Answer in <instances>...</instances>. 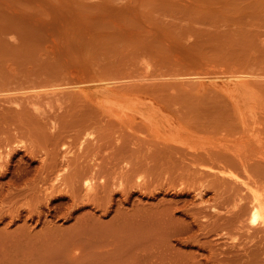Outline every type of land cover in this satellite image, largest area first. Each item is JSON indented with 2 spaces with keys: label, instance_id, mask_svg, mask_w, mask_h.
Masks as SVG:
<instances>
[{
  "label": "rangeland",
  "instance_id": "374dc122",
  "mask_svg": "<svg viewBox=\"0 0 264 264\" xmlns=\"http://www.w3.org/2000/svg\"><path fill=\"white\" fill-rule=\"evenodd\" d=\"M0 51V110L7 113V108H15L19 113L28 114L40 123L38 130L43 128L48 135L54 134L51 127L56 123V132L62 133L57 143L58 158L67 160L66 164L60 162L57 170L47 176L40 169L52 146L45 145L44 141L37 143L25 133L13 134L14 126L0 124V139L10 133L11 146L26 147L22 148V153L36 148L38 155L33 165L37 172L27 182L14 186L11 197L4 198L7 191L0 195V213L5 215L0 222V233H4L2 236L5 232L13 233L12 237L7 236L13 240L0 244V264H148L150 254L147 252H151V246L149 242H142V237L148 234L143 235L137 228L138 234L134 227H129L134 221L128 219V215L132 217L134 210L143 204L153 206L159 200L168 204L187 200L190 205L186 211L194 213L191 209L200 202L195 197L196 192L204 188L207 204L200 221L211 224L218 220L224 225L216 232H211L210 226L203 227L204 234L189 246L171 243V247H175L173 250L178 252L173 251L176 253H172L176 255L173 260L176 264L183 263V256L188 257L190 264L243 263L244 234L252 232L248 229L254 226L245 228L230 218L239 205L247 203V211L252 209L250 202L254 192L264 198V0H0ZM226 123L230 128L223 127ZM227 131H231L228 138ZM86 133L92 134L86 136L85 145L89 149L101 147L95 164L104 172L101 178L114 191L111 211L89 205L73 206L69 197L61 200L52 196L53 190L71 189L73 164L82 153L80 143ZM74 135L79 137L72 143ZM201 136L207 141L234 139L229 145L234 144L232 147L236 146L240 154L249 159L244 164L234 160L195 164L189 153L195 149L197 152L204 150L199 148L206 146L207 141ZM162 137L183 142L188 138L186 146L190 143L195 146L186 148L184 145L185 149L173 152L176 158L179 156L176 162L172 152H169L172 161L165 155L166 160L174 163L165 171L160 168L154 171L156 180L146 170L137 172L134 177L137 179L131 184L142 181L143 188L132 189L136 192H132L129 202L125 201L123 192L132 186L126 184L125 178L137 168L135 163L131 164L136 155L130 154H137L136 162L140 161L138 155L146 160L145 156L158 153L156 148H161L162 144L156 147L155 142ZM194 137L201 139L203 144L192 139ZM63 142L72 144H69L70 153L61 149ZM123 144L129 148L127 155L132 157L128 156V161L115 160L114 154ZM209 145L207 149L215 148ZM207 149V153L216 152ZM7 152L5 146L0 148V165L6 163ZM227 153L232 157L231 152ZM21 155L15 157L13 171L25 165L19 162ZM52 157L49 154L48 162ZM163 157L157 156L161 160ZM14 178L11 174L1 181L12 182ZM156 183L163 184L164 192ZM102 185L98 181L96 189L103 190ZM190 186L196 191L180 195L182 188ZM16 190L25 192L19 194ZM151 191H156L153 196ZM227 191L229 200L222 203L221 195ZM11 212H14L13 218ZM122 213L129 221L125 226L135 232L126 230L122 224L125 219L121 218L119 224L124 234L116 232L119 228L114 229L119 236H124L118 239L113 231L109 232H113L115 241L119 240L117 244L106 245L108 241L101 244L108 237L112 239L109 233L107 239L99 240L101 243L84 242L85 247L82 244L84 235L78 240L80 234L90 235L89 231L81 230L84 227L80 225L85 223L81 217L93 227L104 228V231L99 229L104 233L107 224L112 228L109 224L117 222L114 218ZM184 214L179 211L175 218L184 217L182 221L186 219ZM247 217L248 214L243 218L245 224H248ZM93 218L98 223L95 221V224ZM117 223L116 226L121 227ZM99 224L101 226H95ZM76 225L82 233L77 232L78 227L73 231ZM146 225L154 227L148 222L142 230L147 229ZM96 228L90 229L91 236L97 235ZM57 229L59 234L55 232ZM195 230L201 232L198 228ZM17 231L23 234V239L29 235L33 240L37 239L34 233L43 231L37 236L42 245L47 243L41 238L45 232L56 233L62 237L52 236L53 240L61 239L64 245L54 241L60 244V250L65 247L64 252L68 251L65 254L63 250L54 249L57 244L54 247L44 245L47 248L43 246L38 250L40 240H36L37 243L28 239L32 241L29 245H37L32 246L35 250L31 248L35 251L32 258L29 255L33 253L27 249L30 247L23 242L27 240L14 235ZM69 232L76 237V243L72 244L74 239L69 237ZM47 233L44 237L50 238ZM105 234L99 233L103 238ZM17 235L22 238L21 234ZM14 239L20 243L17 245ZM239 243L241 246L237 248ZM67 244L70 245L68 249ZM42 249L48 254L41 252ZM52 250L57 257L43 255L52 254L49 253ZM139 250L142 254L136 259L143 253L147 255L135 261L136 253H141ZM177 254L181 261L176 258Z\"/></svg>",
  "mask_w": 264,
  "mask_h": 264
},
{
  "label": "bare ground",
  "instance_id": "6f19581e",
  "mask_svg": "<svg viewBox=\"0 0 264 264\" xmlns=\"http://www.w3.org/2000/svg\"><path fill=\"white\" fill-rule=\"evenodd\" d=\"M17 58H19V57H17ZM17 106H19V104H17ZM158 109H160V108H158ZM88 120H89V118H88ZM0 124H5V125L10 126V127L11 126H14L12 128L13 134L22 135L23 133H25V134H27L26 135L27 138L34 139V141H36L37 143H39L41 141H44V144L45 145L52 146V150L49 151V152H47V158L48 159H46V160L43 161L44 164L41 166V169H40L41 172H43L47 176H49L50 174L54 173L57 170V166L59 167L60 162H63V164H66L67 163V160H63V159L62 160H59V158H58L59 152H58V149H57V143L59 141H61L62 136L60 134H62V133L60 132V134H59L58 132H56V123H52V127H51L52 133L54 131V134L48 135L44 131L43 128L41 130H38V129H40V123L38 122V120H35L31 116L29 117L28 114H23V113L17 112L15 108H7V113H4L2 110H0ZM227 126L228 125L226 123L225 126H223V127L225 129L230 128L229 126L228 127ZM61 130L62 131L64 130L63 127L61 128ZM233 130H235V127H234V129H232V131ZM236 132H238L237 129H236L235 133ZM230 133H231V131H227V135L230 134ZM6 134H7L6 137L0 139V148H2V147L5 146L7 148V150H8L7 154L5 155L6 156L5 157L6 158V163L0 165V195H3V193H5L4 191L9 192L6 195H4V198L5 199L11 197V195L13 194V190L15 189L14 186H19L18 185L19 183L27 182L28 179H29V177L35 171L37 172V170L33 167V165L36 163L37 157H38V155H37V149L36 148L35 149H30V150L27 149L25 151V153H22V151H23L22 148H26V147L19 146V145L11 146L13 144L12 143V139H11V134L10 133L9 134L6 133ZM172 134H173V132H172ZM194 134L200 135L199 133L198 134L197 133H194ZM206 134H208V133H206ZM86 136H88V137L90 136L91 137L92 134L91 133H86L84 135L81 143H80V149L82 150V153L78 156V160H76L75 163L73 164V166H74V172H73L72 177H71V180H70L71 189H68V190L67 189L53 190L52 191V194H53L52 196L58 197V199H61V200H64L66 197H69L72 200L73 206H79V205H81V206L82 205H84V206L86 205L87 206V205H89V206H94L95 209L96 208L97 209L99 208V209H103V210H106V211H111V208L113 207V202H114V200L112 199V197H113L112 196L113 195L112 193H114V191H113V189H110L108 187V182L105 179L101 178V176H103L104 172H102L99 168H97V166L95 164V160H96L97 154L100 151L101 147L99 146L97 148H92V149L90 148L89 149V147L85 145V142L87 141ZM78 137L79 136L74 135L73 136V140H72L73 142L72 143H75L77 141ZM184 137H186V136H184ZM199 137H197V138H199ZM228 137H229V135L226 138H228ZM162 138H160V139L158 138L160 140L159 145H158V141L159 140H157L155 143H157L156 147L161 146L160 143L162 144L161 148H156V150L159 149V151H161L160 149H162L161 152H162V154H164V157H163V155L159 151H158V153L157 152L156 153L154 152V153H151V155L145 156V157H147L146 158L147 161L146 160H143L141 158L142 156L138 155L139 156L138 158L140 159L141 163H138L140 161H138V162L135 161L136 158H137V154H135V152H133L134 150H132V152L134 154H130V155H132V156L136 155V156H134V157H136L135 159H133L132 156L127 155V151H129V148H126L125 147L126 145L123 144L124 146L121 145L122 147L119 146L117 148V150H116V152L114 154V159L115 160H123V159H126V158L129 159L128 156H130V157H132V161H133V162H131V164L133 165V163H135V165H137L136 166L137 168H135V169L132 170V173L130 174L131 176L127 175L128 177L125 178L126 184L127 185H132L131 187H129L130 190L128 189L127 191L123 192V194L126 197V198H124L125 201L129 202L131 200V196H132V192H133L132 189L133 190L134 189L135 190H138V188H140V190H142V188H143L142 181L141 182L136 181L137 183L135 182V185L133 184L134 181L137 179V177L134 178L135 175L137 174V172H139L140 170H146L148 172V174L151 175L152 179L153 180H156V178L154 179V177L156 175V173L154 175V171H156L159 168L161 169V170L159 169L160 171H165V170H167V167L170 164L176 162L175 161L176 159L179 160V156H178V158H176L175 155H174V153L175 152L177 153L179 150H183V148L187 144V141L185 143V140H188V138H187L183 142V141H180V140H177V139L175 140V139H170V138H166V139L163 138L165 140L164 141V140H162ZM201 138H203L204 141H205V139L207 141V138H205L203 136H201ZM220 138H222V137H220ZM180 139L183 140L184 138L183 139L180 138ZM192 139L198 140L197 141L198 143L200 142L201 144H203L201 139H195V137L192 138ZM190 140L191 139L189 138V141ZM230 140L229 139H225V138L223 139V141L222 140L216 141V139L215 140H211V141L208 140L209 142L207 141L206 146L209 145V144L210 145L212 144L215 147L214 149H212V147H211V149H207V147L205 145L204 146H201L200 145L201 148H199V149H204L205 151L202 150L204 153L202 151L201 152H197L198 149H195L194 152L189 153L190 154L189 156L191 157V160H192L193 163L199 164V165H203V163H206L207 161L214 162V163H217V164H221V163H225V162L227 163V162H229L231 160L237 161V162H239L241 164H244L245 162H247V160L249 159L248 156H245V155L242 156L240 154L239 149H237L236 146H234V147L237 150H235V148L232 147V145H234V144H232V145L230 144L231 145L230 146L229 143L232 142V141H234V139H232V141H230ZM163 141L165 142V144L163 143ZM190 142H192V140ZM194 142H192V143L194 144ZM234 142H232V143H234ZM236 143L240 145V143H238V142H236ZM236 143H235V145H237ZM69 144L70 143H67L66 144V142H63L61 144V149L62 150H65L66 151V154L70 153V151H71V150L68 151L70 145H72V144H70V145ZM163 144H164V147H163ZM188 145L186 146V148L187 147L188 148H193V146H195V145H192L191 143H190V146H188ZM210 145L208 147H210ZM206 149L207 150H212V151L213 150H216V152L213 151V152H210V153L208 152L207 153ZM139 150L136 149L135 151H139ZM139 152H141V150ZM166 152H167V154H169V152H172V154L171 153L170 154L171 155H174V157H175L174 162H172V163L170 162V160L171 161L173 160V159H170V158H172V156L170 154L167 155ZM227 152H231L232 155L231 154L230 155L232 157H229V154ZM21 153H22V155H21ZM128 153H131V152H128ZM159 153H160V155H159ZM49 154H52L53 155V157H52L53 160H51L50 162H48V160L50 159L49 158ZM17 155H21V157L19 159V162L20 163L23 162L25 165H21L19 167V169H16V170L13 171L12 170V164L14 163V159H15V157ZM165 155L168 156V157L170 156L168 158L170 160H168V159L166 160L167 157H165ZM157 156L158 157H160V156L163 157L164 158V159H162L163 162H162V160L160 158H157ZM145 157H143V158H145ZM64 158H66V155H64ZM88 158H90V160L89 161H86V159H88ZM158 159H160L161 162ZM166 161H168L169 163H166ZM165 167H166V169H165ZM41 172H38V175H41L42 174ZM11 174L13 175V178L15 177L12 182H9V181L3 182V181H1L3 178L8 177ZM132 180H134V181H132ZM141 180H142V178H141ZM98 181H100V183L103 184L101 186V188H103V190H101V191H98L96 189ZM171 181H169V182L171 183ZM131 182H133V183L131 184ZM150 185L151 184H148L147 186H150ZM157 185H159V187ZM157 185L156 186L158 187V189L161 190V192H164L163 190L165 188L163 189V186H162L163 184L162 185L161 184H157ZM172 185L175 186V183L174 184L172 183ZM120 186H122V185H120ZM153 187H155V185ZM170 188H172V187H170ZM155 189H157V188L155 187ZM185 190H188V191H185ZM83 191L85 192L84 194H83ZM166 191H168V189ZM189 191L190 192L191 191L192 192H195L196 191V188H192L191 186L189 188L184 187V188L181 189L180 195L186 196L188 194L187 192H189ZM205 191H206V189L204 188V189H201L198 192H196V196L195 197L200 202L198 203V205L195 204L196 206H194V208L191 209V210L194 211V213L191 210L190 211L192 213L186 211V209L189 208V205H190L189 204V201H187V200L176 201V202H169V204L167 202H164L163 200H159L158 203H155L153 206L151 204L148 205V206H146L147 208L144 206L145 204H143V207L141 206V208L139 207L137 210H134V212L132 214V217H130L131 215H128V219L129 218H132V220L134 221V223H133V221L130 219L131 220V223H133V224L129 225V227L130 226H132L131 228L134 227L135 231L138 234H140V231H137V228L140 229L141 231H143V232H141V233H143V235L144 234H148V235L142 237L143 241L141 240L142 242H146V243L149 242L150 244L149 243L148 244H149V246H151L150 247L151 252L150 251L147 252V253L150 254V255H148L149 257L147 259V260H149V263L148 264H173V261H175V259L173 260V258H175V256H176L175 254L178 253L176 249H175L176 251L173 250V247L174 246L171 247V245L173 244V242H177L179 244H185V245H188L189 246V245H191V243H193L194 241H196L197 237H199L201 234H204L203 233V230H204L203 227L210 226V231L211 232H216V231L222 229V226L224 224H223V222H218V220H216V222H213L211 224H209V223L208 224H204V223H202L200 221L201 213H203L204 210H205L204 205L207 204L206 203V200L204 198V196L206 195V192ZM15 192H18L19 194H22V192H25V191L24 190H21V191H17L16 190ZM135 192L136 191H134L133 194ZM155 192L154 191L153 192L151 191L150 193L152 195V193H155ZM146 193H148V192H146ZM158 193H159V191H158ZM148 197H150V196H148ZM155 197H156V195H155ZM221 198L223 199L222 200V203H225L227 200H229V192L227 191L226 194L221 195ZM262 198H263L262 196H260V195H258L257 193L254 192L253 199L250 202V207L252 205V209L249 210V211H247L248 210L247 209V205H248L247 203H246L247 205L246 204H244L242 206L239 205L238 206V209H237V212H234L232 214L231 218H230V220H235L236 222L243 224L245 228H246V226L248 227L250 225L254 226L252 228H249L248 227L249 228L248 230H252V232L246 231V233L244 234L245 244H243V246H242V250L244 252L243 254H241L242 255L241 256L242 257V261H243L242 264H264V257H262V255L264 254V235L263 236H260L259 235L260 232H263L264 233V198L263 199ZM180 203H182L183 205L182 206H179ZM149 206H151L150 207L151 209L148 208ZM152 208H155V209H152ZM179 211H182V212L184 211V213H185L184 215H185V218L186 219H184V220L181 221V219H183L184 217L181 218L180 220L175 218V215ZM10 214L12 215V218H13L14 212H11ZM123 214L124 213H122L121 216H118L119 215L118 214L117 215L118 218H117V216L114 218V219H116V221L118 223L115 222L113 224H109L110 226L113 225L112 228L109 227L108 224L106 223L107 226L105 228V230H106L105 231L106 232L105 235H107V236H104V238H103L102 235H99V233H101V234L104 235L105 232L102 233L101 231H99V229L103 230L104 228H102V227H100V228L93 227V225L90 224L89 221L88 222L87 221H83V219L85 217L84 218L81 217V221L82 222H85V223H83L84 226L83 225L82 226L80 225V223H81L80 220H79L80 223L79 222H77V223H79L78 225H80V227H84L81 230L89 231L90 232L89 233L90 235H87L85 233L84 234H80L81 239H78V240H82V235H84L85 238L83 237V240L84 239L85 240L82 243L83 246L86 245V243H89V245H91V244H96L99 240L102 241V240L107 239L108 235L111 234V236H112L111 238L112 239H109L110 237H108V239L106 240V242L104 241L105 243H101L100 241H99V243H101L102 245H104L108 241V244H106V245L117 244L118 243L117 241H119V240L116 239L117 241H115V239H113V238H115V235L114 234L117 235V238L118 239L119 238L121 239V237H123L124 235H122V236L120 235L119 236L118 234H120V233L121 234H124V230L122 229V227L124 226V228H127L125 226V224L127 225V223L129 222L128 220H126L127 218L125 219V218L122 217ZM129 214H131V213H129ZM247 214H248L247 221H248V224L249 225L248 224H245V220L243 219L244 216H247ZM125 215H127V213ZM4 217H5V215L0 213V222H1V220L4 219ZM121 218L125 219V220H122V221H124V223H122V224H124L123 226H122V224H119ZM217 218L218 219H221L220 215H218ZM93 219H94V222L95 221L97 222V220L95 218H93ZM114 219L112 220L113 222H114ZM86 222L88 223V227H87ZM96 222H95V224H96ZM135 222H138V224H135ZM148 222L151 225H152V223L154 224V227H149L148 228L147 225L145 226L149 230V232H148L147 229H143L142 230V228H141V227H144L145 223L148 224ZM10 223H13V222L11 221ZM109 223H111V222H109ZM116 223L119 224V225H121V227L120 226H116ZM100 224L99 225H95V226H97V227L98 226H101ZM141 224H144V225H141ZM78 225H76L75 227L72 226V227L75 228V229H73V231L74 230H77L76 227L79 228ZM85 225H86V227H85ZM89 225H92V226H89ZM133 225H135V226H133ZM91 228L93 230H94V228L98 229L97 235H95V232L92 231V233H94L93 235H95L98 238H100V239H98L96 237L98 240L95 238V242H93L94 241L93 238L95 236H91V231H90ZM109 228H111V229H109ZM114 228H119L120 230L122 229L121 230L122 232L119 231V229H118V231H116ZM131 228L130 229L127 228L126 230L134 231ZM195 228H198V230H200L201 232L198 233V231L195 230ZM58 230L59 229H57L55 232H57L59 234L60 232H58ZM67 230H69V229H67ZM81 230L79 228L77 230V232H79V231L81 232ZM107 230H109V231L107 232ZM145 230L147 231V233H146ZM50 231H52V230H50ZM50 231L48 233L45 232V233H47L46 236L50 234ZM73 231H72V233L74 235L76 234L75 236L77 237L78 234L75 233V232H73ZM95 231H97V230H95ZM110 231H113L114 232V234H113L114 236L112 235L113 232L112 233H109ZM19 232L18 233H15L14 235L16 237H18V239H21L22 240L23 239V234L21 232L20 233ZM42 232H38V234H35L34 233L35 236H33L32 234L30 236H33L34 239L36 237L37 238L36 240H40V239H38L40 237H37V236H40ZM134 232H130V233H133L132 235L137 237V235H135ZM1 233H0V236H1L0 237V241H1L0 244L6 242V240H10V241H11V239L13 240V238H11L12 237L11 235L13 233H9V235H8V233L5 232L6 233L5 236H2L4 234L3 232H1ZM27 233H29V232H26L25 234H27ZM45 233H44V236H45ZM107 233H109V234H107ZM17 234H21L22 235L21 236L22 238H20V236L17 235ZM70 234H68V235H70ZM7 236H11V237L9 238ZM28 236L29 235H25L24 236L25 238L23 240H27V241H23V242H25L26 244H28L26 247L29 246L30 248H27V249L28 250L29 249L31 250V248H33L35 245L34 246L32 244L29 245V243L32 242V241H29V240L32 239V238H29ZM44 236H42L41 238H44L43 241H47V243L45 244V242H44L43 245H42V241L40 240L39 241V244H37V245H39L41 247H37L38 250L40 248H42L44 245L47 246V247L48 246H53L54 247L57 244V243H55L56 238H54L55 241L52 238V236L53 237L54 236H57L56 233H53V234L51 233L50 234V238L51 239L49 238V236H47L48 238H46ZM75 236L73 237L72 234H71V236H69L72 239H74V242H73V240H71L72 241V244L73 243H76V241H77L75 239L76 238ZM133 236L131 237L132 239H134ZM16 237H14V238H16ZM58 237H62V236L60 235V236H57V238ZM6 238H9V239H6ZM78 238H80V237H78ZM86 238L87 239L92 238L93 240L89 239L88 242H87V239ZM14 240H15L14 242L16 244H17V242L20 243V241L17 240V242H16V239H14ZM36 240H33V241L37 242ZM10 241H7V242H10ZM48 241H53L54 243L53 244L51 243L52 245L51 244L49 245ZM60 241H61V239L59 241L57 239L56 242L62 244V241L61 242ZM71 241H67V242H71ZM91 241H92V243H91ZM23 242H22V244H23ZM84 242H86V243L84 244ZM114 242H116V243H114ZM146 243H144V244H146ZM60 244H57L56 247H58V248L54 247V249H59L60 247L58 245H60ZM62 245H64V244H62ZM140 246H143V245H140ZM239 246H241V243H239L238 245H236L237 248ZM47 247H45V248H47ZM66 247L68 249V247H70V245L67 244ZM49 248H51V247H49ZM33 249L35 250V248H33ZM33 249L31 251L29 250L30 252L33 253V254L30 253L31 255H29L32 258L34 257L32 255H35V251L33 252ZM64 249H65V247L62 248L61 250L60 249L59 250H60V252H62V250H63V253L66 254V252L68 250H66V252H64ZM144 250H145L144 253H146V250L147 249H144ZM53 251L54 250L49 251V253L50 252L52 253ZM173 251H175L176 253L173 252ZM41 252H44V253L47 252V254H48V251L47 250L45 251V249H42ZM138 252H141V253H139V254L136 253V256L133 258V260H135V261L139 260L141 257L142 258L143 257H146V255H147V254H144L143 253V256L139 257V259H136L138 256H140L142 254V251L139 250ZM44 253H43V255L46 256V257L47 256H49V257L53 256L54 258L57 257V256H54L55 255V252L52 253L53 255L52 254L45 255ZM172 253H175V254H172ZM221 253H223V252H221ZM60 254H62V253H59V255ZM65 254L63 256H65ZM171 254H172V256L174 255V257H171ZM177 256L178 257H176V258L179 259V255L178 254H177ZM35 258L37 259V257H35ZM180 258H181V256H180ZM185 258L186 257H183L182 256L181 259H184V261H188L189 262L188 264H190V261L188 260V257L186 259ZM179 260H177V261H179ZM227 260H228V258H227ZM184 261H183V263H185ZM180 263L183 264L182 262H180ZM133 264H134V262H133ZM135 264H137V263L135 262ZM175 264H176V261H175Z\"/></svg>",
  "mask_w": 264,
  "mask_h": 264
}]
</instances>
